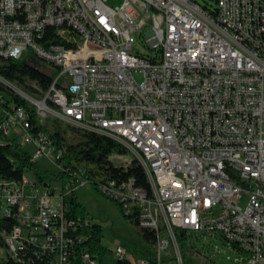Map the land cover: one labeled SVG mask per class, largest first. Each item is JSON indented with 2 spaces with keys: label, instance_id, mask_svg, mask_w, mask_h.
<instances>
[{
  "label": "built area",
  "instance_id": "obj_1",
  "mask_svg": "<svg viewBox=\"0 0 264 264\" xmlns=\"http://www.w3.org/2000/svg\"><path fill=\"white\" fill-rule=\"evenodd\" d=\"M211 7L196 0H0V58L31 50L27 61L39 59L38 68L52 75L46 90L32 83L34 92L0 75L26 102L0 90V146L33 145L32 159L48 157L68 186L55 191L35 172L28 176L27 165L19 178L0 176L7 255L102 264V254L76 243L85 237L75 238L65 203L96 181L128 219L156 235L146 258L118 245L116 264H184L177 229L187 239L190 231L219 236L240 263L264 264V0H215V14ZM139 40L147 53L135 48ZM56 121L131 151L152 194L132 178L93 179L83 165L67 167L49 138ZM5 216L17 220L10 230L2 227Z\"/></svg>",
  "mask_w": 264,
  "mask_h": 264
},
{
  "label": "trees",
  "instance_id": "obj_2",
  "mask_svg": "<svg viewBox=\"0 0 264 264\" xmlns=\"http://www.w3.org/2000/svg\"><path fill=\"white\" fill-rule=\"evenodd\" d=\"M197 1V0H196ZM198 2V1H197ZM205 7L212 6V12L215 14L214 5H203ZM53 30L49 28L47 35L51 34ZM0 75L4 78L17 83L21 87L28 91L34 92L35 88L32 83L40 85L42 90L48 89L52 75L48 72L43 71L32 63L19 59L12 58H0ZM0 90H4L11 94L12 99L19 103H26L18 95H16L11 89L5 87L0 82ZM31 122L35 123V117L33 109L30 108ZM40 129L48 131L46 127L38 126ZM67 128H71L75 136L72 141H69L66 133ZM63 128L60 122H54L53 132L49 134V138L54 142L56 148L63 149L64 155L61 157L67 167L69 166H85L88 171L87 173L93 179L101 177L103 179H116L118 181L128 180L132 178L135 185L145 189L149 195L152 194V188L150 182L145 174L143 166L134 159L128 166H118L111 160V155L114 153L123 154L126 149L123 145L115 141L109 136L99 134L89 130H83L76 126H68ZM37 128L35 129V131ZM67 131V132H66ZM33 166L35 174L39 181L44 185H49L45 180V175L41 171V167L37 163V160L32 159V154L29 150L22 148L18 150L15 145H2L0 146V176L7 178H19L23 176L24 166ZM65 173L61 172L60 175L64 176ZM96 185V181L93 183ZM106 196V195H105ZM109 198L108 196H106ZM111 199V198H110ZM113 200V199H112ZM120 207V204L114 200ZM67 216L76 225V231L74 234L75 238L79 235H83L85 239L83 241H76L79 247L84 245L88 246L92 253L98 252L103 255L104 250L100 245L102 227L92 220L88 225H83L79 222V218L83 219L87 217L84 214L83 205L78 201L75 193H71L65 199ZM121 209V207H120ZM127 217V216H126ZM128 218V217H127ZM2 227L10 230L16 223V218L5 216ZM137 224V218L135 219ZM75 227V226H74ZM73 226L70 228H74ZM143 238L151 245L156 240L154 231L150 229H140ZM177 239L183 254L184 264H195L193 260L185 258V251L190 249L188 247V239L185 230L177 229ZM0 243L3 241L0 238ZM0 264H55L50 260L47 254L43 256H34L33 252L30 255L23 256L22 260L16 262L13 257L7 255Z\"/></svg>",
  "mask_w": 264,
  "mask_h": 264
},
{
  "label": "rangeland",
  "instance_id": "obj_3",
  "mask_svg": "<svg viewBox=\"0 0 264 264\" xmlns=\"http://www.w3.org/2000/svg\"><path fill=\"white\" fill-rule=\"evenodd\" d=\"M202 5H214L215 0H197ZM110 5H121L124 0H108ZM135 48L141 52L147 53V50L141 40L137 41ZM32 55L31 50H25L21 56L22 60H29ZM30 62L41 67L42 62L39 59H32ZM137 79H141L140 74H136ZM67 128V125H63ZM66 136L69 141L74 139V132L71 128H67ZM22 148L31 152L35 151L33 145L23 144ZM135 159V155L131 151L123 154L114 153L111 160L118 166H128ZM37 163L41 167V171L45 172V180L51 185V188L57 192H64L68 186H65L61 178H58V168L46 156L37 158ZM33 166L26 170L28 176H32ZM75 195L78 201L83 205L84 214L94 223L102 227L100 245L103 247L102 264H116L118 256L116 247L122 245L128 253L134 255L136 259L148 257V248L151 244L143 238L140 228L128 219L119 205L112 199L107 198L99 191L93 183H84L76 188ZM247 196L243 197L242 205L244 206ZM188 247H193L185 251V258L193 260L195 264H243L240 263L237 254L231 251L229 246L221 237L213 236L210 233L201 234L200 232H189ZM173 251L172 246L167 250V254ZM97 253V252H96ZM166 253V252H165ZM98 254V253H97ZM7 257V248L0 243V262ZM163 264H173V260H165Z\"/></svg>",
  "mask_w": 264,
  "mask_h": 264
}]
</instances>
